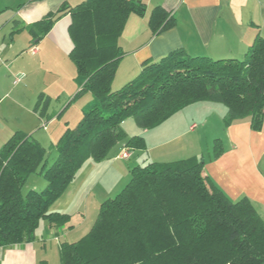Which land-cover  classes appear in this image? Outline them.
Instances as JSON below:
<instances>
[{"label":"trees","instance_id":"obj_1","mask_svg":"<svg viewBox=\"0 0 264 264\" xmlns=\"http://www.w3.org/2000/svg\"><path fill=\"white\" fill-rule=\"evenodd\" d=\"M136 0H85L49 13L29 29L39 41L59 15H69L68 57L78 92L91 100L74 129L67 128L48 149L22 132L0 148V248L34 240L41 220L60 227L68 215L49 207L76 180L83 165L102 162L116 143L144 150L143 138L121 128L131 119L150 131L183 109L201 102L225 107L223 125L250 120L258 132L264 116V37L256 36L243 60L190 57L175 50L146 61L130 82L111 90L123 51L118 40L131 14L142 16ZM174 25L162 7L149 14L153 35ZM36 41V42H37ZM32 48V47H31ZM34 111L46 115L48 97L38 95ZM55 156L47 165L49 151ZM223 152L215 140L212 158ZM204 157L148 163L130 170L124 188L102 202L89 232L62 243L60 264H264V221L246 198L231 201L203 175ZM41 177L40 191L22 193L28 178Z\"/></svg>","mask_w":264,"mask_h":264},{"label":"crops","instance_id":"obj_2","mask_svg":"<svg viewBox=\"0 0 264 264\" xmlns=\"http://www.w3.org/2000/svg\"><path fill=\"white\" fill-rule=\"evenodd\" d=\"M84 1L0 0V54L3 59V64L0 66V91L2 84L14 74L13 72L22 77L23 73L29 74V70L20 69L15 65L18 60L26 56L24 55L26 45L35 49L33 56L41 62L56 54L70 60L68 55L72 50V43L68 35L69 15L60 14L48 33L39 41L33 38L29 29L47 14L56 13L63 7H74ZM136 1L145 6V12L142 16L134 14L129 16L117 41L123 51V57L118 64L111 88L115 84L117 89L136 78L144 62L161 60L172 51L183 50L190 57H204L211 61L243 60L255 37H264V0ZM158 6L170 13L174 25L160 34L153 35L148 26V17L152 9ZM75 77L76 70L74 81ZM75 87L76 94L78 92L76 84ZM38 95L49 99L46 115L41 118L33 110ZM5 96L0 97V107L5 105L6 110L9 107L17 110L21 108L24 114L19 116L20 120L14 128L0 133V148L15 132H22L48 149L56 144L67 128L74 129L85 107L81 108L76 122L68 118L62 124L57 123V118L64 114L74 94L66 103L59 100L61 96L58 93L53 94L49 90H43L40 94L39 92L35 94L30 91V97H34L35 103L31 102L29 106H24L21 96L14 100L6 99ZM5 101L6 103H3ZM220 106L209 102L191 105L181 111L194 108L187 120L184 117H176L181 113L179 112L165 122L168 124L164 125L166 127H160L164 123L158 127L159 130L164 128L163 131L155 128L138 132L134 126H130L127 131H132V134L137 131L133 136L143 138L146 154L150 155L156 150L157 153L152 157L149 156L153 161L151 163L165 164L170 162L161 159L169 156L167 155L169 151H159V149L164 148L170 141L179 140L188 132H194L198 123L201 127H205L208 120L213 115L216 116L220 127L223 128V145L221 143L223 152L217 159L212 158V153L202 156L205 160L203 175L211 179L231 201L246 198L264 221V116L262 128L258 132L250 129L249 119L236 121L226 128L223 125L226 109ZM193 119L197 122H193ZM122 126L123 124L121 128ZM186 127L188 131L183 132ZM124 133L128 138L132 137L127 132ZM165 136L171 138L164 140ZM123 147L125 141L116 143L109 152L108 158L102 162L88 160L76 180L49 207V213L68 215L67 224L57 227L41 220L33 241L0 248V264H60L58 249L60 245L76 243L84 237L95 221L100 204L114 198L120 189L124 188L127 184H125L126 180L130 178L131 168L141 167L140 165L145 163L143 159L146 158L141 159L138 154V159H135V154L139 152L134 150L130 151L126 161L119 159ZM132 158L134 159L131 160ZM34 176L37 179H34ZM40 178L37 175L30 176L26 182L28 189L34 191L43 189L45 184L38 181ZM32 180L37 184H31Z\"/></svg>","mask_w":264,"mask_h":264},{"label":"rangeland","instance_id":"obj_3","mask_svg":"<svg viewBox=\"0 0 264 264\" xmlns=\"http://www.w3.org/2000/svg\"><path fill=\"white\" fill-rule=\"evenodd\" d=\"M26 49L23 58L18 60L16 62V66L20 67V69H27L29 70V74L23 73V77H21V81L13 85V81L17 78L18 75L14 74L10 75L8 80H5L3 87L0 91V97L6 95L4 98L6 99H18L20 96L23 97L24 100V106H29L31 102L34 104L35 99L34 97H30V91H32L35 94H40V92H43V90H49L53 92V94H59L61 97H59V100L66 101L68 103L70 101V96L72 97L73 94H75L76 87L75 83L73 82L74 76H75V69L73 64L70 60H68L66 57H61L59 55H54L53 57H50L46 59L45 61L41 62L38 60V58H35L33 54L31 53V48H28V45L24 47ZM9 62V61H8ZM25 67V68H24ZM116 83V82H115ZM27 85V87L24 88V85ZM122 86L118 87L117 89L114 87L111 88L112 91H117ZM46 95V94H45ZM54 98V97H53ZM30 99V100H29ZM91 99V96L89 94H85L78 98L77 100L73 101L68 107H66L64 114H62L59 118H57V123H64L65 119L70 118V120L73 122H76L80 116V110L83 106H86V102H88ZM55 100V99H53ZM8 101V100H7ZM54 102V101H53ZM3 103H6L3 102ZM65 103V105H66ZM54 105V103H52ZM5 105H2L0 107V133L4 132L7 129L14 128V126L18 123V120H20L19 116H22L24 114L23 109H15L12 107H9L7 110L4 108ZM196 107V106H194ZM222 107V106H220ZM189 110H184V112H181L176 117H184L186 120L188 116L190 117L192 115V109L194 108H188ZM21 110V111H20ZM191 114V115H190ZM19 117V118H18ZM193 122H197L196 119H193ZM166 122V121H165ZM164 122V124L160 127H166L164 125H168ZM169 123V122H167ZM191 123V122H190ZM189 123V124H190ZM57 125V124H56ZM196 129H194V132H188L183 137H181L179 140L176 141H170L169 144L164 146V148L159 149V151H169L167 157H164V159L167 162H175L180 160H188L191 158H200L202 156H207L208 154L212 153V147L213 142L215 140H219L223 145V128L220 127V123L217 121L216 116H212L205 127H201L200 123L196 124ZM130 126H134L138 132H142L143 130L137 128V126L134 124V122L131 119H127L123 122L122 129L124 132H127L130 134L129 136H133L137 134L133 133L132 131H127L130 129ZM159 127V126H158ZM156 127V128H158ZM164 128H161L163 130ZM188 131V128H184L183 132ZM128 138V137H127ZM171 136H165V139H169ZM144 143V142H143ZM46 148V146H45ZM138 151V150H134ZM143 151V152H142ZM146 144L144 150H139V153L135 154V159H138V156H140L141 159L144 160V164L140 165L141 167L151 163V159H149L152 155H154L156 150L151 152V154H146ZM50 156L47 157V165L51 163V158L54 156V151H49ZM138 154V156H137ZM201 154V155H200ZM200 155V156H199ZM132 158L131 160H133ZM140 159V162H142ZM126 161V160H124ZM119 163H125V162H119ZM141 164V163H140ZM34 179H37L36 176H34ZM129 178V177H128ZM34 180L31 181L32 183ZM45 184L44 180L40 178L38 180ZM129 179L126 180L125 184L128 183ZM39 182V183H40ZM30 184V182H29ZM27 184V185H29ZM37 184V183H36ZM37 186V185H36ZM29 187L25 185L23 187L22 193L25 194L29 189ZM121 191V189H120Z\"/></svg>","mask_w":264,"mask_h":264},{"label":"built area","instance_id":"obj_4","mask_svg":"<svg viewBox=\"0 0 264 264\" xmlns=\"http://www.w3.org/2000/svg\"><path fill=\"white\" fill-rule=\"evenodd\" d=\"M30 51H31L32 54L35 53V49H33V48H32ZM2 64H3V59H2L1 54H0V66H1ZM21 77H22V76H18V77L14 80L13 83H14V84L18 83V82L21 80ZM129 156H130V150L127 149L126 147H123V149L121 150V153H120V155H119L118 157H119V159L127 160V159L129 158Z\"/></svg>","mask_w":264,"mask_h":264}]
</instances>
